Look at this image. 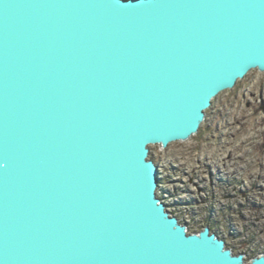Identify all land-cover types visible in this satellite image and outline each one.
<instances>
[{
  "label": "water",
  "instance_id": "obj_1",
  "mask_svg": "<svg viewBox=\"0 0 264 264\" xmlns=\"http://www.w3.org/2000/svg\"><path fill=\"white\" fill-rule=\"evenodd\" d=\"M264 73V0H0V264H264L158 196L150 146Z\"/></svg>",
  "mask_w": 264,
  "mask_h": 264
},
{
  "label": "rangeland",
  "instance_id": "obj_2",
  "mask_svg": "<svg viewBox=\"0 0 264 264\" xmlns=\"http://www.w3.org/2000/svg\"><path fill=\"white\" fill-rule=\"evenodd\" d=\"M149 149L157 194L190 233L209 226L247 262L264 253V73L220 93L189 140Z\"/></svg>",
  "mask_w": 264,
  "mask_h": 264
},
{
  "label": "bare ground",
  "instance_id": "obj_3",
  "mask_svg": "<svg viewBox=\"0 0 264 264\" xmlns=\"http://www.w3.org/2000/svg\"><path fill=\"white\" fill-rule=\"evenodd\" d=\"M168 199V198H167ZM164 200V199H163ZM173 214V213H172ZM175 216V215H174Z\"/></svg>",
  "mask_w": 264,
  "mask_h": 264
},
{
  "label": "trees",
  "instance_id": "obj_4",
  "mask_svg": "<svg viewBox=\"0 0 264 264\" xmlns=\"http://www.w3.org/2000/svg\"><path fill=\"white\" fill-rule=\"evenodd\" d=\"M189 230V229H188Z\"/></svg>",
  "mask_w": 264,
  "mask_h": 264
}]
</instances>
